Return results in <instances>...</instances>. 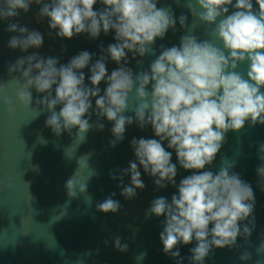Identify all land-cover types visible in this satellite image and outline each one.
Instances as JSON below:
<instances>
[{
	"label": "clouds",
	"instance_id": "9594fccd",
	"mask_svg": "<svg viewBox=\"0 0 264 264\" xmlns=\"http://www.w3.org/2000/svg\"><path fill=\"white\" fill-rule=\"evenodd\" d=\"M99 2L104 7L97 11V0H0V20L16 18L20 11L27 13L35 3L40 6L38 19L46 18L49 28L57 30L56 36L62 39L87 34L94 40L101 33H115L116 42L107 49L101 46L104 54L94 63V54L88 51L73 56L67 64L37 52L18 58L8 66L17 86L16 99L38 115L47 111L45 125L56 136L77 129L75 139L80 143L92 128L93 99L97 129L104 128L99 123L101 117L113 123L114 138L109 142L112 148L124 140L126 126L135 122L143 129L150 125L158 139L133 138L130 146L135 160L121 170L120 176L110 173L111 179L122 184L123 177L130 175V184L121 192L126 199L145 188L139 167L155 178L158 189L176 186L177 194L170 202L165 197L153 199L147 214L164 217L160 240L166 255L179 258L177 246L195 240L189 260L191 264H204L213 248L237 247L238 237L247 242L255 227V194L252 186L232 171L234 162L222 165L216 173L202 170L212 164L229 131L240 132L246 123L264 125V0H255L258 10L252 0H185L191 16L208 27L211 39L201 40L187 31V16L181 15L179 24L186 34L178 46L162 45L158 55L153 47L157 39H164L170 29H176L177 18L170 7H158V0ZM7 30L17 33L8 43L13 50L27 52L43 45L39 31L19 23H9ZM129 53L132 59L141 58L138 65L145 56L155 58L147 70L134 72L128 67ZM108 59L119 65L110 74ZM243 64H247V78L238 70ZM86 68L91 86L85 84ZM101 82L107 85L103 95ZM32 89L42 94L40 98L34 100ZM133 91L137 102L130 110ZM58 105L62 107L57 112ZM128 111L134 115H124ZM165 141L168 149L175 150L179 166L193 172L178 185L177 165L171 162L172 153L165 149ZM259 153L261 163L256 172L264 191V144ZM94 175L92 169L88 179ZM65 187L70 198L76 197L72 178ZM79 191L86 192L87 185L80 186ZM120 208L112 196L97 205V210L104 213H117ZM115 246L127 250L119 237ZM256 252L264 257V241ZM139 257L142 260L143 254ZM251 259L247 250L240 255L241 261Z\"/></svg>",
	"mask_w": 264,
	"mask_h": 264
},
{
	"label": "water",
	"instance_id": "95a60500",
	"mask_svg": "<svg viewBox=\"0 0 264 264\" xmlns=\"http://www.w3.org/2000/svg\"><path fill=\"white\" fill-rule=\"evenodd\" d=\"M252 2L254 9L258 10L255 0ZM157 6L170 7L177 18L175 31L170 29L164 39H157L153 45L157 55L162 45L178 46L181 36L186 34V29L179 24L181 15L187 16V31L201 40L211 39L208 27L191 16L185 0H158ZM103 7L97 0L94 10ZM39 10L40 6L33 3L27 13L20 11L16 18L0 20V83H3L0 85L3 87L0 91V264H178V261L179 264H191L190 249L195 247L196 241L193 240L189 245L179 244V258L166 255L160 240L164 217L147 214L153 199L165 197L170 202L172 195L177 194V187L168 185L158 189L154 184L155 178L138 166L145 188L137 189L134 198L126 199L121 192L123 186L130 184V175L123 177L122 184L110 176V173L120 176L121 170L128 168L129 162L135 160L130 146L133 138L158 139L150 125L143 129L135 122L126 126L124 140L112 148L109 142L114 138L111 132L113 123L101 117L99 123L104 128L97 129L98 118L93 99V108L90 110L92 128L80 143L75 139L77 129H73L71 134L64 132L56 136L45 125L49 115L47 111L38 115L24 108L16 99L17 86L9 76L8 66L18 58L37 52L42 57H55L60 64H67L73 56L88 51L94 54V63L104 54L101 46L107 49L109 44L116 42L114 31L108 35L101 33L94 40L87 34L74 36L70 40L59 38L56 36L57 30L49 28L46 18L38 19ZM231 11L233 9L230 7L229 14ZM9 23H19L29 30L39 31L43 36L42 47L27 52L9 48L10 37L17 35L7 30ZM154 58L145 56L142 58L143 63L138 65L137 60L141 58L132 59L129 53L128 67L134 72L147 70ZM106 67L110 74L119 65L108 59ZM238 70L247 78V64L241 65ZM83 71L85 84L91 86L88 69ZM106 86L105 82L99 85L101 95ZM32 92L34 100L42 95L34 89ZM5 100L9 103H5ZM136 102L133 91L129 97L130 110ZM60 107L57 106V112ZM124 115L133 116L134 113L128 111ZM261 144H264V125L251 126L246 123L240 132L229 131L226 134L214 161L202 170L216 173L222 165L226 167L234 162L232 171L250 184L255 194V227L248 241L238 237L237 247L213 248L204 264H256V261L264 264V257L256 252V248L264 241V191L260 189V177L256 172L261 163ZM164 147L171 151V162L177 165L178 185L181 179L193 172L179 166L175 150L168 149L166 141ZM92 169L96 175L88 179ZM71 178L76 185L77 195L74 198L68 196L65 187ZM85 184L87 191L81 193L79 188ZM109 196L121 205L117 213L97 210V205ZM117 237L121 244L127 245L126 251L116 248ZM245 250L252 254L249 261L240 260ZM141 254L142 260L139 257Z\"/></svg>",
	"mask_w": 264,
	"mask_h": 264
}]
</instances>
